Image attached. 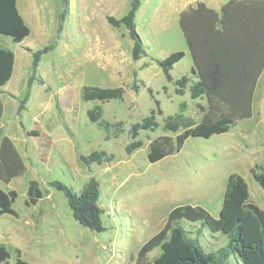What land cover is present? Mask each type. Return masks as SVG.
<instances>
[{"label": "rangeland", "instance_id": "rangeland-1", "mask_svg": "<svg viewBox=\"0 0 264 264\" xmlns=\"http://www.w3.org/2000/svg\"><path fill=\"white\" fill-rule=\"evenodd\" d=\"M131 1L67 0L61 21V0H22L25 16L17 0L31 34L18 44L7 38L15 56V71L8 95L0 100L4 106L0 137L13 141L26 166L25 173L12 183L0 182L1 190L17 193L12 204L17 216H0V244L10 253L9 264H15V249L30 264L132 263L140 246L162 228L173 208L200 206L217 218L227 178L234 172L247 183L249 201L264 211V192L248 173L250 165L244 163L245 152L253 148L248 140L251 136H245L247 123L240 122L227 133L208 139L190 137L179 152L148 162L151 140L176 135L164 131L166 117L182 114L198 120L196 104L204 105L205 99L192 100L189 94L197 80L190 74L192 60L178 25V12L185 0H138L135 29L146 55L137 61L131 59L132 40L126 29L113 28L106 21L107 16L119 19L126 15ZM51 44L54 49L41 56L29 82L33 74L30 52ZM176 51H183L184 57L174 64L172 81L167 82L157 62ZM183 76L188 82L178 87ZM263 84L256 99L257 110L263 104ZM84 86L122 87L123 99L84 101ZM147 89L158 100L160 115ZM25 95V109L17 113ZM58 96L62 102L66 99L65 108L57 105ZM95 106L101 107V117L110 131L111 125L121 122L122 133L117 138L105 140V129L88 119L87 111ZM152 111L155 127L139 130L132 139L128 130ZM256 126L254 138L264 139V127L261 123ZM34 127H40L41 140L48 138L44 145L36 141L37 132L29 134ZM132 141L142 145L127 154L125 147ZM100 150L111 156L109 162L89 167L82 164L81 156ZM90 178L100 188L103 232L79 225L63 193L50 185L60 181L78 193ZM29 180H36L42 191L41 200L33 206L25 205ZM180 226L192 234L199 228L184 220ZM225 239L203 230L198 235L205 252L224 246ZM159 253L157 248L148 254L149 264ZM229 262L236 264L233 257Z\"/></svg>", "mask_w": 264, "mask_h": 264}, {"label": "trees", "instance_id": "trees-1", "mask_svg": "<svg viewBox=\"0 0 264 264\" xmlns=\"http://www.w3.org/2000/svg\"><path fill=\"white\" fill-rule=\"evenodd\" d=\"M62 21L66 13L67 0H61ZM140 3L132 0L126 15L119 19L107 16L108 25L113 28L123 26L132 40L131 59L137 61L146 55L140 37L136 32L135 15ZM178 25L185 39L192 60L190 74L196 78L189 89L192 100L204 97L205 104H196L198 120L184 117L182 114L166 117L163 124L165 132L176 133L174 137L161 135L148 144L147 160L155 163L177 153L185 141L192 138L208 139L214 135L227 133L238 121L252 116L253 95L258 79L264 69V0H227L217 12L197 2L180 12ZM30 27L18 11L17 0H0V36L8 37L13 43H20L30 34ZM54 49V45L44 46L32 51L33 74L43 54ZM184 57L183 51H176L158 61L167 82L172 81L170 71L174 64ZM14 55L0 47V87L10 79ZM39 84L41 78L36 80ZM188 77L177 81L178 87L184 86ZM180 91V90H178ZM153 100L155 111L160 115L159 102L152 90L147 89ZM122 87L100 88L84 86V101L104 103L110 100H122ZM28 95L19 101L17 113L25 109ZM154 111L144 118L141 124H134L128 130L135 139L139 130H152L155 127ZM101 107L95 106L87 111L88 119L106 131L105 140L117 138L122 130L121 122L111 125L112 131L101 117ZM3 105L0 102V118ZM178 132V133H177ZM140 141H132L125 147L131 154L141 146ZM86 167L92 164L107 163L111 156L104 151H92L81 156ZM26 171L23 158L13 141L0 138V182L5 184L21 177ZM249 173L264 192V168L253 166ZM63 193L71 211L72 218L82 227L103 232V209L99 204L100 188L94 178H90L83 188L75 193L60 181L50 184ZM17 197L15 190H0V216H17L12 208ZM42 198V191L36 180H29L26 190V206L36 205ZM198 224L196 234L184 230L181 221ZM211 235L224 236L226 243L215 251L205 252L198 241L200 231ZM160 253L153 264H230L233 257L236 264H264V211L249 201V191L245 180L238 174L228 176L222 206L218 217H212L204 208L193 205H181L167 214L162 228L138 249L132 263L149 264L147 256L154 249ZM15 264H30L21 257V251L15 249ZM10 253L0 244V264H9Z\"/></svg>", "mask_w": 264, "mask_h": 264}, {"label": "crops", "instance_id": "crops-1", "mask_svg": "<svg viewBox=\"0 0 264 264\" xmlns=\"http://www.w3.org/2000/svg\"><path fill=\"white\" fill-rule=\"evenodd\" d=\"M227 0H216V1H211V0H195L194 1V3H191V2H188L187 0H185L184 2H183V4H182V9L178 12L179 14H180V12L181 11H183V10H185V9H187L189 6H192V7H194L195 5H196V3L197 2H203V3H205L206 4V6L207 7H209V8H212V9H214L215 11H217V12H219L220 11V8H221V6L226 2ZM22 0H20V10L22 11V13H23V7H22ZM18 11H19V9H18ZM19 13H20V11H19ZM21 14V13H20ZM179 14H178V16H179ZM23 15L25 16V14L23 13ZM22 16V15H21ZM23 17V16H22ZM25 20V19H24ZM26 22V21H25ZM31 30V29H30ZM30 34H31V31H30ZM29 34V35H30ZM7 38L8 37H4V36H0V47L2 48V49H4V50H9V48H8V40H7ZM24 40V39H23ZM185 40V39H184ZM22 42V41H21ZM20 42V43H21ZM185 44H186V42H185ZM186 47H187V45H186ZM9 51H11V50H9ZM187 51H188V48H187ZM12 52V51H11ZM13 53V52H12ZM189 53V52H188ZM14 55V54H13ZM14 71H15V56H14V63H13V69H12V74H11V77H10V79L7 81V83H5V85H3V86H1L0 87V100L1 101H3V97L5 96V95H8V90H9V84H10V82H11V79H12V77H13V75H14ZM264 82V69H263V72L261 73V75H260V77H259V79H258V82H257V85H256V88H255V91H254V95H253V105H252V116L250 117V118H248V119H244V120H241V121H238L233 127H236V125L238 124V123H240V122H244V124H248V123H250V122H252L253 123V125L252 126H249V124L247 125L246 124V126H244L245 128L248 126L249 127V129H248V127H247V129H246V134L247 135H245L246 136V138L248 137V136H251V138L250 139H248L249 140V143L250 144H252L253 145V148L252 149H250L249 150V152H245V154H244V158H245V164H248V165H250V167L249 168H247V171H248V173H249V169L250 168H252L253 166H255V165H257V166H260V167H262V168H264V139H259V138H254L256 135H257V131H258V129H256L258 126H256L257 124H259V123H261V125L264 127V89H262L263 90V95H262V99H263V104H262V106L260 107V109L259 110H257L256 109V99H257V96H258V93H259V89H260V87H261V83H263ZM263 86H264V84H263ZM262 86V87H263ZM67 104V102H66V99L65 100H63V102L61 101V99L59 98V96H58V103H57V105L60 107V108H65V105ZM3 105V104H2ZM4 107V106H3ZM42 114V113H41ZM41 114H39L38 116H37V118H39L40 117V115ZM260 115V117L257 119V117ZM232 127V128H233ZM243 128V127H242ZM252 128V129H251ZM250 130H252L251 132L252 133H249L250 132ZM41 131V129H40V127H34L30 132H29V134H31V132H37L38 134H36L37 136H35V138H37L36 139V141L37 142H39V143H44V141L45 140H48V138H45L44 140L42 139H40V137H42L41 135H40V132ZM1 138V137H0ZM41 140V141H40ZM64 141H68V140H66V139H63ZM15 145V144H14ZM44 145V144H43ZM48 144L47 143H45V147L47 146ZM16 147V146H15ZM17 148V147H16ZM18 151V150H17ZM20 154V153H19ZM22 157V156H21ZM23 158V157H22ZM246 170V169H245ZM235 173V172H234ZM232 174V173H231ZM237 174V173H236ZM250 174V173H249ZM243 178V177H242ZM13 182V180L10 182V183H12ZM10 183H8V184H10ZM1 190V189H0ZM9 190H13V189H8V190H6V191H9ZM251 202V201H250Z\"/></svg>", "mask_w": 264, "mask_h": 264}]
</instances>
